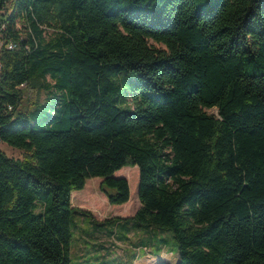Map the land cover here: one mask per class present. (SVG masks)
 Returning a JSON list of instances; mask_svg holds the SVG:
<instances>
[{
    "label": "trees",
    "instance_id": "trees-1",
    "mask_svg": "<svg viewBox=\"0 0 264 264\" xmlns=\"http://www.w3.org/2000/svg\"><path fill=\"white\" fill-rule=\"evenodd\" d=\"M0 142V264H71V192L124 166L175 264H264V0H0Z\"/></svg>",
    "mask_w": 264,
    "mask_h": 264
},
{
    "label": "rangeland",
    "instance_id": "rangeland-1",
    "mask_svg": "<svg viewBox=\"0 0 264 264\" xmlns=\"http://www.w3.org/2000/svg\"><path fill=\"white\" fill-rule=\"evenodd\" d=\"M50 35L52 32L48 30L46 36ZM150 44L157 48L163 47L151 40ZM22 89V108L33 107L37 100L42 101L47 95L45 91ZM207 111L211 114L217 112L216 108ZM0 150L14 158L24 155V151L3 142H0ZM115 175L125 177L129 183L130 196L126 203L110 204L100 186L99 177L87 179L84 188L71 192V205L76 209L71 216V264H175L178 253L171 231L155 228L151 234L137 230L126 221L139 207L138 168L124 166ZM157 237H163L164 245L161 246L162 241H157ZM101 254L114 261L107 260Z\"/></svg>",
    "mask_w": 264,
    "mask_h": 264
},
{
    "label": "built area",
    "instance_id": "built-area-1",
    "mask_svg": "<svg viewBox=\"0 0 264 264\" xmlns=\"http://www.w3.org/2000/svg\"><path fill=\"white\" fill-rule=\"evenodd\" d=\"M13 47V45L11 43L7 44V48L11 49Z\"/></svg>",
    "mask_w": 264,
    "mask_h": 264
},
{
    "label": "crops",
    "instance_id": "crops-1",
    "mask_svg": "<svg viewBox=\"0 0 264 264\" xmlns=\"http://www.w3.org/2000/svg\"><path fill=\"white\" fill-rule=\"evenodd\" d=\"M104 258H107L106 256H104L103 254H101ZM107 260H112L111 258H107ZM112 261H114V260H112Z\"/></svg>",
    "mask_w": 264,
    "mask_h": 264
}]
</instances>
